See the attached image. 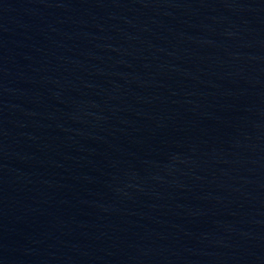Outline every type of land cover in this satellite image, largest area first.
Instances as JSON below:
<instances>
[{"label":"water","instance_id":"water-1","mask_svg":"<svg viewBox=\"0 0 264 264\" xmlns=\"http://www.w3.org/2000/svg\"><path fill=\"white\" fill-rule=\"evenodd\" d=\"M0 264H264V0H0Z\"/></svg>","mask_w":264,"mask_h":264}]
</instances>
